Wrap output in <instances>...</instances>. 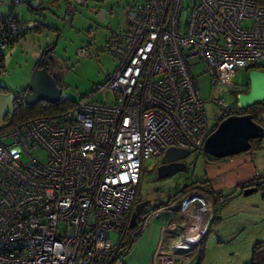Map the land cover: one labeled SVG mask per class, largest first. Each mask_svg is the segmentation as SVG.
Listing matches in <instances>:
<instances>
[{
  "label": "built area",
  "instance_id": "1",
  "mask_svg": "<svg viewBox=\"0 0 264 264\" xmlns=\"http://www.w3.org/2000/svg\"><path fill=\"white\" fill-rule=\"evenodd\" d=\"M86 3L70 1L66 17ZM182 8L183 0L133 2L127 26L105 43L117 65L93 93L0 131V264H109L118 247L110 232L121 238L129 228L144 161L170 146L203 151L209 127L189 59L217 79L256 65L264 58V4L193 0L184 22ZM29 24L0 18V52ZM79 53L90 54L88 46ZM212 100L220 109L229 105ZM228 198L202 184L183 191L175 202L184 221L162 229L153 264L175 263L177 242H168V230L178 223L182 243H199L213 203ZM166 206L149 211L141 226Z\"/></svg>",
  "mask_w": 264,
  "mask_h": 264
},
{
  "label": "rangeland",
  "instance_id": "2",
  "mask_svg": "<svg viewBox=\"0 0 264 264\" xmlns=\"http://www.w3.org/2000/svg\"><path fill=\"white\" fill-rule=\"evenodd\" d=\"M70 1L73 0H44L45 8L36 13L27 10L23 4L15 6L17 13L21 14L22 11V18L28 25L29 21H35L37 27L28 28L16 42L7 44L3 49V59H0V126L5 123L6 116H13L14 94L27 86L34 60L43 53L47 55L50 73L61 88L60 101L75 102L82 96L93 93L97 85L103 83L107 75L115 69L117 59L105 51V43L113 33L127 26V7L141 0H87L84 5L76 4L75 11L68 19L66 10ZM192 2L193 0H183L181 22L187 17ZM10 7L9 0H0V15L4 16ZM99 11L103 13L99 14ZM85 45L88 46L90 54L81 55L79 48ZM189 63L191 75L204 101L210 128L215 121L218 123L221 119V109L212 99L222 97L229 104H233L236 94L242 92L248 82L247 70L243 66L232 74L224 72L217 79L203 71L197 58H190ZM256 65L264 68V58ZM106 97L110 99V95ZM218 110L219 114L215 118ZM204 154L207 153L191 150L184 158L188 170L163 177L157 176L156 163L159 158H147L138 183L137 197L149 198L150 202L146 206H150L166 201L186 184L201 181L209 184ZM34 155L41 160L46 157L43 150H34ZM207 157L212 156L207 154ZM254 158L255 164H259L264 172L260 156L254 155ZM222 159L224 158L210 159L208 162ZM226 191L231 192L232 197L228 198L226 205L217 206L220 217L214 219L203 242L200 264H244L250 260L252 244L256 240L264 239V198L261 190L245 195L234 187ZM177 194L174 202L179 196ZM213 213L214 210L212 216ZM155 220L150 219L143 226H138L141 229L136 236L134 232L128 231L126 235L133 238L130 246L125 254L115 258L111 264H153L152 254L157 246V233L168 225L167 221ZM177 224L173 229L178 230ZM110 239L116 246L120 241V234L111 231ZM178 239V236H173L170 241L175 242ZM194 245L198 252L200 243ZM167 248V245H163L161 250L167 251Z\"/></svg>",
  "mask_w": 264,
  "mask_h": 264
},
{
  "label": "water",
  "instance_id": "3",
  "mask_svg": "<svg viewBox=\"0 0 264 264\" xmlns=\"http://www.w3.org/2000/svg\"><path fill=\"white\" fill-rule=\"evenodd\" d=\"M102 13L99 11V14ZM99 16L98 19L101 21ZM247 76V92L236 94V105L239 108L248 107L264 99V69L250 68L247 70ZM60 93L61 88L57 85L46 63L41 66L35 65L23 95L24 102L28 105L40 100L55 103L60 99ZM261 137H264V126L256 122L250 113L229 114L220 119L217 126L205 136L203 151L212 157L222 158L247 151L250 148V139ZM189 152L188 149L182 147H168L160 157V163L156 166L157 176L163 177L188 170L184 158ZM255 190L257 187L254 185L246 186L242 190V194L245 195ZM149 202L150 199L147 198L135 203L128 224L129 228H133L137 224V216ZM180 239L182 240L183 237Z\"/></svg>",
  "mask_w": 264,
  "mask_h": 264
},
{
  "label": "trees",
  "instance_id": "4",
  "mask_svg": "<svg viewBox=\"0 0 264 264\" xmlns=\"http://www.w3.org/2000/svg\"><path fill=\"white\" fill-rule=\"evenodd\" d=\"M257 1L260 4H264V0H257ZM31 3L32 2H28L27 5L29 7H31L32 6ZM35 26L36 25L33 23V25L29 26L28 28H33ZM25 30H26V28L22 29V31H20L19 33H16L13 36V38L10 40V43L12 42V40L17 35H20V34L24 33ZM46 56L47 55H45V53H43L38 58H36L35 65L41 66L43 63L49 62L48 59L46 58ZM0 59H3V52L2 51L0 52ZM47 68L49 70L48 66H47ZM250 68H260V67L258 65H252L250 67H247L246 70H248ZM262 69H264V68H262ZM26 87L22 88L18 93L16 92L14 94V97H13V106H14V108H13V116H10V115L6 116L5 123L2 126H0V131L7 130V129L11 128L15 123H17V122H19L21 120H24V119H26L28 117L35 116V115H38V114H43V113L59 112V111L65 110L67 108H70V107L74 106L75 103H77V101L74 102V101H60V100H58L55 103H49V102H45V101L40 100V101L35 102L32 105H28V104H26L24 102V98H23V95H24V92L26 90ZM244 88L245 89L243 91H247L248 82L245 84ZM222 110H223V112H222ZM263 110H264V99L262 101L255 102V103H253V104H251V105H249L248 107H245V108H239L236 105V101H235L233 104H229L226 107L221 108V116H220V118L222 119L223 117H225V116H227L229 114L250 113L252 115L253 119L256 122H258V123L263 125L262 118L260 116V114L262 113ZM214 125L215 126L217 125L216 121L208 129L207 134L215 128V127H213ZM263 141H264V137L250 139V148L247 151L255 152L258 149L263 148L264 147V142ZM198 152H201V151H198ZM230 156H232V155H230ZM226 157H229V156H226ZM226 157H222V158H226ZM204 158H205L206 161H209L210 159H216V157L208 158L207 154H204ZM204 183L205 182L201 181V182H197V183H195L193 185H189L188 187L195 186L197 184H204ZM250 185H254V186L257 187V190H261L262 196L264 198V174L256 175V176L252 177L251 179H249L247 181L238 183L234 188H238L240 190V192H242V190L246 186H250ZM203 186L205 187L206 185L204 184ZM184 190L185 189L183 188V189H181V191L179 190L177 192L180 193V192H183ZM207 190L212 195L214 194L215 191H217V190H212L211 188H208ZM177 192L174 195L169 196L167 198V200L164 201V202H162V201L161 202H157L156 204H153V205H150V206H145V207H143L141 209L140 214L137 216V219H138L137 220V224L133 228H127L126 231L123 233V235L121 236L120 241H119V243L117 245L118 246L117 249L114 252H112L111 260H110L109 264H111L115 258L121 257L123 254H125L126 250L130 246L129 243L133 240V238L131 239L129 235L127 236L126 235L127 232L128 231H130V232L132 231V233H133V230L138 228V226L141 225L144 216L149 211H151L153 209H156V208H158V207L170 202L171 200L175 199ZM219 192H221V191H219ZM221 193H223V192H221ZM223 194L228 196L229 199L232 197V193L231 192H226V193H223ZM139 200H142V198L136 197V202L139 201ZM213 204L217 205L218 203H213ZM221 205H223V204H221ZM213 210H214V213H213V216H212V218L210 220L208 229L205 231L204 235L202 236V238L200 239V242H199L200 243V247L198 249L197 262H199L198 260L201 259V251H202V248H203V242L205 240L206 233H207V231H209L211 229V226L213 225L212 223H213L214 219L219 218L217 210L216 209H213ZM139 232L134 233V236H136ZM244 264H264V239L256 240L252 244L250 260L245 262Z\"/></svg>",
  "mask_w": 264,
  "mask_h": 264
},
{
  "label": "crops",
  "instance_id": "5",
  "mask_svg": "<svg viewBox=\"0 0 264 264\" xmlns=\"http://www.w3.org/2000/svg\"><path fill=\"white\" fill-rule=\"evenodd\" d=\"M11 7L10 9L7 11V13L3 16L0 15L1 17H7L10 15H15L19 17V20L21 22V25H25L26 20H24L22 18V11L21 14L16 12V8L15 5L13 4L12 0H9ZM31 4L32 6L29 7L27 4L23 3V5L26 6L27 10H30L32 12H37L40 11L41 9L45 8L44 5V0H31ZM68 2V0H67ZM32 22L35 25H37V23L35 21H29V23ZM37 27V26H35ZM28 28H26L27 30ZM25 30V31H26ZM24 33L17 35L10 44H13L14 42H16ZM37 58V57H36ZM36 58L34 60V66H35V61ZM261 118H262V123L264 125V110L262 111V113L260 114ZM261 150V151H259ZM257 152V154H256ZM254 155H259L261 160L263 161V165H264V147L261 149H258L255 152H251V151H244L241 152L239 155H236L234 157L229 156L226 157L222 160L219 161H215V162H208L206 161L207 164V169H206V174H207V179L209 180V184L204 183L206 186V189L211 188L212 190H217V191H221L223 193H226V189H229L231 187H235L238 183L247 181L249 179H251L252 177L256 176V175H262L264 174L263 172V168L260 167V165H256L255 161L256 159L254 158ZM259 158V157H258ZM264 167V166H263ZM261 169V170H259ZM202 184V185H204ZM187 186V184L185 185ZM228 203L225 202V204L220 205V206H224ZM165 208H162L158 211V213L154 216H152L150 219H156L155 221H167V223L169 224L170 222H172V220L174 219H180V223L182 224L184 221V216H182L179 213L178 207H179V203L178 202H168L166 203ZM217 206H219V204H213V208L217 210V213L220 217V211L217 209ZM181 216L183 217L181 219ZM150 221V220H149ZM148 221V222H149ZM180 224V225H181ZM181 227H178L177 229H170L168 230V235H169V241L171 240V237L173 236H178L179 239L176 240L175 242H169V243H176L177 242V246H176V260L174 264H200L201 259L198 260L199 262H197V247L194 244H189L188 242L182 243V241L180 240V234H179V229ZM211 230V229H210ZM162 232L163 230L160 229L159 232L157 233V246L156 249L158 247H160V245L163 242V238H162ZM208 234V231L206 233V236ZM205 236V238H206ZM155 249V250H156ZM155 252V251H154ZM154 254H152L153 257Z\"/></svg>",
  "mask_w": 264,
  "mask_h": 264
},
{
  "label": "flooded vegetation",
  "instance_id": "6",
  "mask_svg": "<svg viewBox=\"0 0 264 264\" xmlns=\"http://www.w3.org/2000/svg\"><path fill=\"white\" fill-rule=\"evenodd\" d=\"M45 62H46V61H45ZM46 65L49 67V62H47ZM242 92H247V91H242ZM159 163H160V158H159V160L157 161L156 166H157ZM190 185H193V184H190ZM188 186H189V185L185 186L184 189L186 190V188H187ZM190 187H191V186H190ZM182 189H183V188H182ZM180 191H181V190H180ZM181 193H182V192H180L179 194H177V196H178V195H181Z\"/></svg>",
  "mask_w": 264,
  "mask_h": 264
},
{
  "label": "clouds",
  "instance_id": "7",
  "mask_svg": "<svg viewBox=\"0 0 264 264\" xmlns=\"http://www.w3.org/2000/svg\"><path fill=\"white\" fill-rule=\"evenodd\" d=\"M262 69V68H261ZM204 152V151H203ZM198 185V184H197ZM192 187V186H191ZM189 188V187H188ZM187 189V188H186ZM185 191V190H184ZM134 209V208H133Z\"/></svg>",
  "mask_w": 264,
  "mask_h": 264
}]
</instances>
